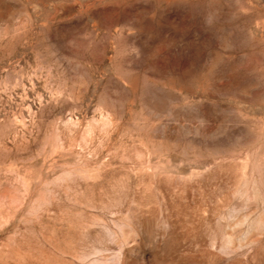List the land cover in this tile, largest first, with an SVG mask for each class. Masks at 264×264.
Wrapping results in <instances>:
<instances>
[{
    "label": "rangeland",
    "instance_id": "obj_1",
    "mask_svg": "<svg viewBox=\"0 0 264 264\" xmlns=\"http://www.w3.org/2000/svg\"><path fill=\"white\" fill-rule=\"evenodd\" d=\"M0 264H264V0H0Z\"/></svg>",
    "mask_w": 264,
    "mask_h": 264
}]
</instances>
